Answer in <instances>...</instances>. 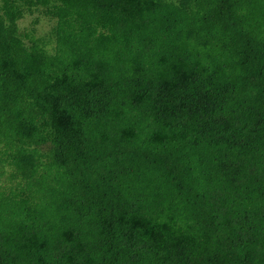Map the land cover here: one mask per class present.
<instances>
[{"label": "trees", "instance_id": "trees-1", "mask_svg": "<svg viewBox=\"0 0 264 264\" xmlns=\"http://www.w3.org/2000/svg\"><path fill=\"white\" fill-rule=\"evenodd\" d=\"M0 152V264H264V0H0Z\"/></svg>", "mask_w": 264, "mask_h": 264}, {"label": "rangeland", "instance_id": "rangeland-1", "mask_svg": "<svg viewBox=\"0 0 264 264\" xmlns=\"http://www.w3.org/2000/svg\"><path fill=\"white\" fill-rule=\"evenodd\" d=\"M55 25L56 21L45 16L41 11L28 13L19 20L20 28L26 29L30 33L29 42L33 41L49 52L56 50ZM27 186V180L21 174H16L15 166L7 154L0 152V191L9 194L24 190L25 193H28Z\"/></svg>", "mask_w": 264, "mask_h": 264}]
</instances>
